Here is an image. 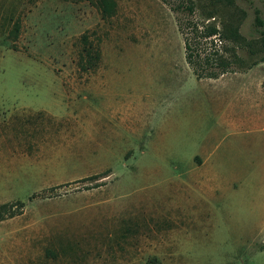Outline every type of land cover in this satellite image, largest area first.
Wrapping results in <instances>:
<instances>
[{"label":"rangeland","instance_id":"374dc122","mask_svg":"<svg viewBox=\"0 0 264 264\" xmlns=\"http://www.w3.org/2000/svg\"><path fill=\"white\" fill-rule=\"evenodd\" d=\"M110 1L0 0V264H264V0Z\"/></svg>","mask_w":264,"mask_h":264},{"label":"crops","instance_id":"0c3cea01","mask_svg":"<svg viewBox=\"0 0 264 264\" xmlns=\"http://www.w3.org/2000/svg\"><path fill=\"white\" fill-rule=\"evenodd\" d=\"M255 68L262 69L263 71L256 72ZM227 73L229 75L236 74L241 77L242 83L239 87L240 92L238 101L251 104L252 109L255 111V118H252L250 121L242 122L228 119V121L223 124H226L228 130L235 134H240L245 130L250 132L255 131L259 134L260 139L263 138L264 143V61H261L252 68H247L237 73L224 72L220 75L221 78L226 76ZM258 158L263 161L261 164L264 166V155H257V158L255 159ZM232 175L242 177V182L249 184L250 182H258V176H262L263 174L260 171L259 164H256L250 170H248V167L246 166L245 169L240 168V171H233ZM230 187L231 185H229V188ZM251 188L252 189H243L242 187L230 188V191L233 193H244V196L252 203V205L264 207V184L260 187ZM222 192L224 193L226 190L222 189Z\"/></svg>","mask_w":264,"mask_h":264},{"label":"trees","instance_id":"16d2710c","mask_svg":"<svg viewBox=\"0 0 264 264\" xmlns=\"http://www.w3.org/2000/svg\"><path fill=\"white\" fill-rule=\"evenodd\" d=\"M101 5H102L103 13H105L106 15L111 14V12L113 10V5H112V2L110 0H101ZM256 21H257L258 25H260V26L264 25V21L259 15L256 16ZM215 32H217V29L215 27H212L206 32V34L207 35H213ZM262 34H263V43H264V29H262ZM189 46H190V44L187 42L186 48H190ZM91 49H92V47H90V48L87 46L83 47L84 52H83L82 58H81L82 63L85 61L87 56H89L88 61H90V63H88V64L91 65V64H95L97 62L96 59H98L100 55H98V52H96V50H94L95 52H93ZM192 56H193L192 53L187 54V60L190 64H192V61H191ZM262 61H264V60H262ZM198 76H199V78L202 77L201 75H198ZM94 176H96V175H93V176L87 177V178H93ZM9 205H12V204L4 203V204L0 205V219L4 216L3 213L8 211Z\"/></svg>","mask_w":264,"mask_h":264}]
</instances>
